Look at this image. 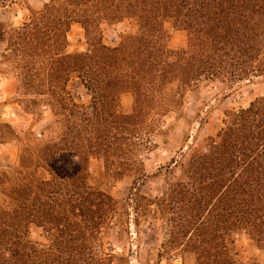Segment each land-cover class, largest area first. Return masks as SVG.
Instances as JSON below:
<instances>
[{"label":"trees","instance_id":"obj_1","mask_svg":"<svg viewBox=\"0 0 264 264\" xmlns=\"http://www.w3.org/2000/svg\"><path fill=\"white\" fill-rule=\"evenodd\" d=\"M30 11L19 26L0 22V43L19 85L33 93L30 104H45L51 118L17 136L14 171L0 173V264H114L121 257L104 238L127 207L93 185L91 159H102L109 177L141 184V149L162 131L155 115L179 108L201 84L264 78V0H50ZM126 21L136 31L106 44L104 24ZM74 23L86 51L70 50ZM168 23L187 32L185 49L169 47ZM126 93L132 113L122 110ZM222 123L186 162L169 166L180 164L183 179L167 177L158 196L131 194L135 223L160 218L163 252L182 261L190 253L196 264H259L238 257L236 236L264 248V93L225 110Z\"/></svg>","mask_w":264,"mask_h":264},{"label":"rangeland","instance_id":"obj_2","mask_svg":"<svg viewBox=\"0 0 264 264\" xmlns=\"http://www.w3.org/2000/svg\"><path fill=\"white\" fill-rule=\"evenodd\" d=\"M49 1L27 0L15 6L0 7V22L7 27L19 26L31 16L30 8L41 9ZM166 29L169 33L168 45L171 49L181 50L187 47L186 31L177 30L170 23L166 25ZM135 31L132 21L114 26L104 24V42L112 45L120 41V32ZM69 40L71 51H86L87 40L80 24H73ZM5 46L4 43H0V173L7 170L14 171L18 156L17 136L19 134L24 136L32 131L37 132L51 118L50 110L45 104H41L39 108L35 104L31 105L33 93H27L19 85L13 63L3 57ZM177 90L175 85L167 86V92L175 93ZM263 93L264 78L262 77L255 78L251 83L245 81L235 88H229L221 82L204 83L197 90L188 92L179 108L171 106V112L165 116L155 115L154 119L157 120L156 123L162 131L156 129L152 136L153 145L141 149L140 158L145 163L148 175L141 184H138L133 176H126L121 180L109 177L104 161L99 158L91 159L93 185L109 192L127 207L104 238L105 248L121 257L114 264H196L195 257L190 253L184 254L182 261L178 256H174L178 252H174V255L172 252H163L162 244L165 241L166 230L160 218L142 217L140 224L136 226L137 196L131 194L139 192L147 196H158L166 189L167 177L170 180L183 179L185 174L180 164L172 172L169 166L177 160L186 162L195 147L207 137L216 134L223 124L225 110L241 105L247 106ZM122 98V110L132 113L133 95L126 93ZM40 108L43 112V120L38 122ZM7 124L10 127H7ZM145 203L143 200L141 205L144 206ZM35 232L37 237L39 231L35 229ZM236 241L238 257L241 260L264 264V248H259L244 233L237 235Z\"/></svg>","mask_w":264,"mask_h":264}]
</instances>
